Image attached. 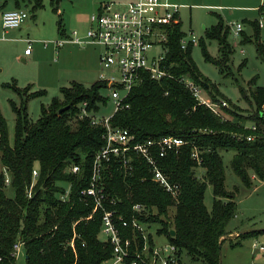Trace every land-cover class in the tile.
<instances>
[{"label":"trees","instance_id":"16d2710c","mask_svg":"<svg viewBox=\"0 0 264 264\" xmlns=\"http://www.w3.org/2000/svg\"><path fill=\"white\" fill-rule=\"evenodd\" d=\"M12 1L17 8L28 7L34 18L44 7L43 0ZM51 3L56 10L60 0ZM261 10L260 7L258 12ZM249 24L254 32L249 36L243 29L242 41H254L257 55L264 61L263 28L258 18ZM229 32L230 26L225 27L221 18L206 29L207 36L219 42L222 53L219 58L210 55L203 38L198 41L206 60L220 66L223 72L230 66L233 52ZM184 37L181 20L169 26L165 63L174 77L162 80L146 77L125 100L129 106L120 108L111 118L112 125L129 129L135 142L166 135L187 140L179 151L159 157L160 168L178 185L179 193L173 196L154 181L148 161L133 153L130 171H125L116 158L105 163L102 181L109 198L105 206L128 221L126 226L119 221L122 235L134 240L139 248L145 241L142 231L133 224L135 219L148 226L158 224V234L177 247L178 261L172 264H183L184 253L205 264H221V245L230 234L229 223L236 216L235 191H238L227 189L223 152H234L232 170L246 186H252L253 176L264 180V86H240L249 103L247 109L228 100L194 61L192 52L196 43L189 41L183 47ZM185 76H191L209 92L211 99L220 104L219 113L199 103L179 80ZM106 86L98 80L91 86L73 82L62 87L63 98H54L49 106H43L35 122L26 108L23 111L15 106L13 143L0 110V264H15L14 245L19 241L23 242L26 264H103L113 256L112 244L99 238L103 211L98 209L88 218L95 202L83 193L90 183L96 154L106 143L105 127L93 124L89 117L79 118L83 103L93 113L107 102L101 94ZM31 88L29 85L23 90L29 92L28 98L46 94L42 89L31 92ZM223 99L230 105L223 106ZM252 135L254 138L249 140ZM195 146L200 164L192 156ZM73 164L80 165L79 172L71 171ZM198 168L204 169L202 178L198 176ZM34 169H38L39 176L33 184ZM209 183L214 192L211 210L205 204ZM68 185L69 198L62 200L60 196ZM8 187L14 190L13 197L7 195ZM113 199L115 202H111ZM136 204H141L143 210H136ZM149 242L154 245L151 235Z\"/></svg>","mask_w":264,"mask_h":264},{"label":"rangeland","instance_id":"374dc122","mask_svg":"<svg viewBox=\"0 0 264 264\" xmlns=\"http://www.w3.org/2000/svg\"><path fill=\"white\" fill-rule=\"evenodd\" d=\"M43 1L44 7L37 12L35 18L28 11L31 16L29 21L33 24L31 29L24 31L17 40H11L9 39L12 38L11 34H6L1 24V6L4 0H0V110L7 120L11 143L15 140L17 122L15 106L23 111L26 108L31 121L35 122L40 118L43 106H49L54 98H63L62 87H69L73 82L84 83L83 80H87V83H84L86 86H91L100 78V67L96 62V55L102 49L100 46L66 43L59 47L55 42L66 39L74 31L80 35L85 34L90 26L91 16L98 12L100 6L111 3L127 4L134 0H60L56 10L51 0ZM172 1L181 5L179 18L186 33L185 38L190 40L193 34L197 38H203L207 51L214 58L222 55L220 45L218 40L207 36L206 29L216 25L221 18L225 27H229L232 21L243 23L244 32L251 36L254 29L249 21L259 17L257 8L262 2L261 0ZM22 37L26 41H23ZM261 37L264 42V28ZM242 39V34L236 35L230 28L228 41L233 52L230 66L224 72L220 66L206 60L203 48L198 43L193 48L192 56L202 74L219 88L225 98L247 109L249 103L243 98L240 86L246 88L255 85L264 86V61L257 55L255 42H243ZM28 40L31 42L30 56H26L24 51L29 45ZM29 85L32 86L31 92L42 89L46 94L28 98L29 92L25 93L23 90ZM16 87L20 90L17 91ZM124 93L125 90H121V94ZM101 94L107 102L100 104L99 111L93 114L97 118L114 115L116 104L111 99V88L103 87ZM202 95L205 99L212 100L209 92L204 89ZM228 104L230 105L229 102ZM233 155V151L223 152L227 189L235 191L238 188V191H235L236 216L229 223L230 234L224 237L225 240L221 245V264H264V249L259 248L264 246V180L253 176L252 186H246L232 170ZM197 173L202 178L204 169L198 168ZM6 191L8 196H14L11 187ZM213 203V186L209 183L205 192V204L209 210L212 209ZM145 227V235L148 238L149 235L152 236L155 247L168 243L164 235L158 234V224L145 225ZM244 233L246 235H243ZM99 238L106 240L103 233L99 234ZM255 244L258 248L254 246ZM182 262L205 264L203 260L193 259L186 253L182 254ZM15 264H26L24 247H21L16 255ZM103 264L112 263L108 260Z\"/></svg>","mask_w":264,"mask_h":264},{"label":"built area","instance_id":"2783aa9c","mask_svg":"<svg viewBox=\"0 0 264 264\" xmlns=\"http://www.w3.org/2000/svg\"><path fill=\"white\" fill-rule=\"evenodd\" d=\"M259 12V25L264 28V0H261ZM181 5L172 0H134L127 4L111 3L99 7L98 12L91 16L90 26L85 34L80 35L74 31L66 39L57 40V46L66 43L94 44L100 46V78L99 81L105 82L106 87L111 88V99L116 104V111L124 106L125 100L130 92L142 83L146 77L162 80L166 77H174L169 67L166 65V54L169 35V26L179 23V11ZM259 7V8H260ZM259 8L258 11H259ZM29 17V12L24 8L5 10L2 13V26L5 32L21 26L23 21ZM230 28L236 35H240L244 29L241 22L232 21ZM189 41L198 43L199 38L195 34L190 40L185 37L182 39L183 47ZM26 54L31 53V42L28 40ZM185 86L194 94L199 103L207 105L215 113L220 112V104L207 100L202 95L203 87L195 83L191 76L179 78ZM121 90H125L122 95ZM223 106H228V102L222 100ZM79 118L89 117L93 124H101L105 127L103 137L106 141L104 147L96 154L94 161L93 174L89 185L83 190L85 195L94 199L95 206L88 218L98 210L103 211L102 225L100 233L106 236L105 241H109L113 246V256L110 258L112 264H172L178 261L177 247L167 243L161 247H155L149 242L145 235V224L137 219L133 220L135 227H138L144 235V245H139L130 238L122 235L119 221L124 226L128 221L123 220L122 216H116L115 210L107 209L105 203L109 200L105 185L102 181V170L105 163L116 158L124 167L125 171H130L132 167L133 153L143 156L149 163L153 175V180L162 185L173 196L179 193L177 184H173L169 177L160 168L159 157L167 155L171 151H179L182 146L187 144L183 137L166 135L160 138L148 139L142 142H135V136L127 128L114 126L111 123L112 116L97 118L89 112L83 103ZM115 111V112H116ZM255 129V126H253ZM254 136L248 137L252 140ZM192 156L201 163L198 148L192 149ZM71 171H80V165L73 164ZM33 184L39 176L38 169L33 172ZM6 183H10L7 176ZM31 193V192H30ZM70 194V186L61 194L62 200H67ZM31 195V194H30ZM115 202V200H111ZM138 211L143 210L141 204L134 207ZM73 245V243H72ZM258 248V245H254ZM23 247V242L14 245V255ZM261 250L264 246L259 247Z\"/></svg>","mask_w":264,"mask_h":264},{"label":"crops","instance_id":"0c3cea01","mask_svg":"<svg viewBox=\"0 0 264 264\" xmlns=\"http://www.w3.org/2000/svg\"><path fill=\"white\" fill-rule=\"evenodd\" d=\"M8 7H9V9H8ZM15 8H17V6H16V3L14 2V1H12V0H10V1H8V2H6V3H4L2 6H1V20H2V13H3V11H5V10H11V9H15ZM22 8H24V9H26L27 11H29V8L28 7H25L24 5L22 6ZM30 12V11H29ZM31 14V13H30ZM30 14H29V17L28 18H26L24 21H23V23L21 24V26L20 27H18V28H16V29H11V30H9V31H7L6 32V34H11V36H12V38H9V39H11V40H17L19 37H21L22 36V33L24 32V31H26V30H28V29H31V27H32V23L29 21V18L31 17L30 16ZM1 24H2V22H1ZM84 34V33H83ZM23 41H26L23 37L21 38ZM28 42V41H27ZM28 45V44H27ZM26 49V48H25ZM25 51V50H24ZM100 53H101V51H100ZM100 53H98L97 55H96V62H97V66L98 67H100V64H99V56H100ZM25 55L26 56H30V55H32V52L30 53V54H26L25 53ZM99 80V79H98ZM98 80H96V81H98ZM84 81V83L86 84L87 82V80H83ZM95 81V82H96ZM94 82V83H95ZM83 83V84H84ZM93 84V83H92Z\"/></svg>","mask_w":264,"mask_h":264},{"label":"water","instance_id":"95a60500","mask_svg":"<svg viewBox=\"0 0 264 264\" xmlns=\"http://www.w3.org/2000/svg\"><path fill=\"white\" fill-rule=\"evenodd\" d=\"M68 108V106L67 107H64V108H62V109H60V112L61 111H63L64 109H67ZM172 234L174 235L175 234V231L174 230H172ZM220 252H221V250H220ZM221 254V253H220Z\"/></svg>","mask_w":264,"mask_h":264}]
</instances>
